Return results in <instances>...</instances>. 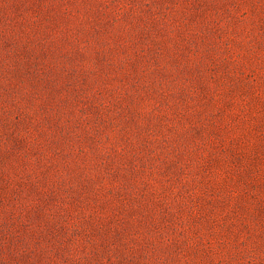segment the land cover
Here are the masks:
<instances>
[{"label": "rangeland", "instance_id": "1", "mask_svg": "<svg viewBox=\"0 0 264 264\" xmlns=\"http://www.w3.org/2000/svg\"><path fill=\"white\" fill-rule=\"evenodd\" d=\"M0 264H264V0H0Z\"/></svg>", "mask_w": 264, "mask_h": 264}]
</instances>
